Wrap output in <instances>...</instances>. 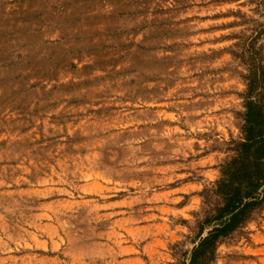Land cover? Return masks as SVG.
<instances>
[{
	"label": "rangeland",
	"instance_id": "374dc122",
	"mask_svg": "<svg viewBox=\"0 0 264 264\" xmlns=\"http://www.w3.org/2000/svg\"><path fill=\"white\" fill-rule=\"evenodd\" d=\"M259 103L264 0H0V264H187Z\"/></svg>",
	"mask_w": 264,
	"mask_h": 264
},
{
	"label": "trees",
	"instance_id": "16d2710c",
	"mask_svg": "<svg viewBox=\"0 0 264 264\" xmlns=\"http://www.w3.org/2000/svg\"><path fill=\"white\" fill-rule=\"evenodd\" d=\"M243 132L244 142L236 156L223 166V179L218 184L225 202L210 222L219 223V226L199 239L187 264L211 262L218 239L241 224L246 218V210L257 203L255 193L264 183V112L261 103L248 105Z\"/></svg>",
	"mask_w": 264,
	"mask_h": 264
}]
</instances>
